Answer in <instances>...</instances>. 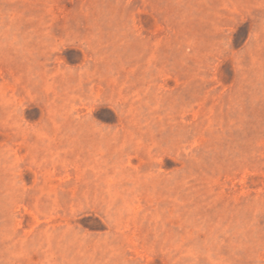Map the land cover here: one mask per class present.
I'll use <instances>...</instances> for the list:
<instances>
[{
  "label": "rangeland",
  "instance_id": "obj_1",
  "mask_svg": "<svg viewBox=\"0 0 264 264\" xmlns=\"http://www.w3.org/2000/svg\"><path fill=\"white\" fill-rule=\"evenodd\" d=\"M0 264H264V0H0Z\"/></svg>",
  "mask_w": 264,
  "mask_h": 264
}]
</instances>
